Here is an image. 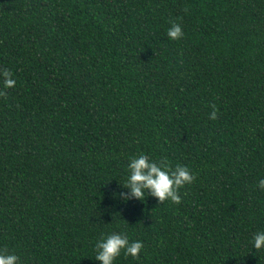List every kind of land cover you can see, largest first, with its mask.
Wrapping results in <instances>:
<instances>
[{"label":"trees","instance_id":"obj_1","mask_svg":"<svg viewBox=\"0 0 264 264\" xmlns=\"http://www.w3.org/2000/svg\"><path fill=\"white\" fill-rule=\"evenodd\" d=\"M4 70L0 251L100 264L123 233L114 264H264V0H0ZM140 154L194 174L180 203L120 195Z\"/></svg>","mask_w":264,"mask_h":264},{"label":"clouds","instance_id":"obj_2","mask_svg":"<svg viewBox=\"0 0 264 264\" xmlns=\"http://www.w3.org/2000/svg\"><path fill=\"white\" fill-rule=\"evenodd\" d=\"M183 32L179 24H172L167 30V36L170 40H176L182 36ZM3 77V87L11 88L15 85V80L11 78L12 74L7 70L0 72ZM0 91V95H3ZM216 113H210V118L215 119ZM128 175L124 182L127 192H121L120 195L125 200L136 198L144 200L146 194L157 198L158 202L169 200L172 203H180L181 197L178 189L185 184H191L195 179L193 173L187 166L176 165L172 169L164 160L150 159L146 154L129 159L127 164ZM264 190V178L258 180L257 185ZM94 259L100 264H114L117 257H120L123 250L124 256L139 258L143 249V243L139 240L130 241L123 233L102 234L101 238L95 242ZM252 247L255 250L264 249V231H258L253 234ZM19 257L13 253L0 251V264H18Z\"/></svg>","mask_w":264,"mask_h":264}]
</instances>
